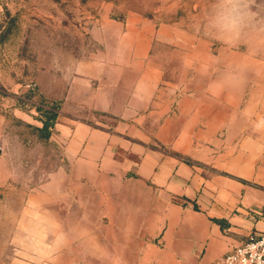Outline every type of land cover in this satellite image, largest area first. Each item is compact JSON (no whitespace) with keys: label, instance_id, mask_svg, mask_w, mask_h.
Returning <instances> with one entry per match:
<instances>
[{"label":"crops","instance_id":"0c3cea01","mask_svg":"<svg viewBox=\"0 0 264 264\" xmlns=\"http://www.w3.org/2000/svg\"><path fill=\"white\" fill-rule=\"evenodd\" d=\"M156 54L125 46L67 76L63 165L15 209L16 264H213L264 234L258 94L238 76L197 94ZM7 125L0 112V161Z\"/></svg>","mask_w":264,"mask_h":264},{"label":"rangeland","instance_id":"374dc122","mask_svg":"<svg viewBox=\"0 0 264 264\" xmlns=\"http://www.w3.org/2000/svg\"><path fill=\"white\" fill-rule=\"evenodd\" d=\"M139 36V37H138ZM144 40V43H142ZM147 45L171 80L243 77L258 94L264 132V0H0V112L7 115L0 183V264H16L15 209L63 165L51 141L62 93L78 63ZM44 123L49 124L44 130Z\"/></svg>","mask_w":264,"mask_h":264},{"label":"built area","instance_id":"2783aa9c","mask_svg":"<svg viewBox=\"0 0 264 264\" xmlns=\"http://www.w3.org/2000/svg\"><path fill=\"white\" fill-rule=\"evenodd\" d=\"M213 264H264V234L251 235Z\"/></svg>","mask_w":264,"mask_h":264},{"label":"trees","instance_id":"16d2710c","mask_svg":"<svg viewBox=\"0 0 264 264\" xmlns=\"http://www.w3.org/2000/svg\"><path fill=\"white\" fill-rule=\"evenodd\" d=\"M48 127H49V124H47V123H44V127H43V129H44V130H47V129H48Z\"/></svg>","mask_w":264,"mask_h":264}]
</instances>
